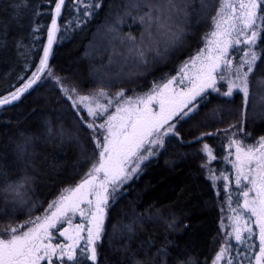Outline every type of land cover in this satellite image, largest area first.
Instances as JSON below:
<instances>
[{"label":"trees","instance_id":"1","mask_svg":"<svg viewBox=\"0 0 264 264\" xmlns=\"http://www.w3.org/2000/svg\"><path fill=\"white\" fill-rule=\"evenodd\" d=\"M218 1L180 0L187 15L182 11L179 22L173 14L168 23L179 39L175 36L157 54L155 48L148 51L140 20L148 9L140 0H65L48 62L51 76L43 75L20 100L0 108V228L43 214L97 160L92 133L63 97L57 79L82 94L146 91L173 77L199 48ZM56 2L0 0V98L37 70ZM86 7L90 14H84ZM151 30L154 41L160 40L157 29ZM141 49L147 62L138 54ZM259 49L246 108L240 96L202 99L194 113L177 121L179 136L168 137L123 187L107 210L97 264H210L222 244L223 218L239 201L221 133L236 128L235 139L249 147L264 137V39ZM206 132L216 135L197 140ZM203 143L216 156L210 166L215 186ZM20 182L24 187L17 194Z\"/></svg>","mask_w":264,"mask_h":264},{"label":"snow or ice","instance_id":"2","mask_svg":"<svg viewBox=\"0 0 264 264\" xmlns=\"http://www.w3.org/2000/svg\"><path fill=\"white\" fill-rule=\"evenodd\" d=\"M82 2L87 4V0ZM64 4L65 0H57L55 3L48 46L43 49L37 70L22 87L0 98V106L20 100L33 85L41 81L42 74L51 76L48 60L57 31L56 17L60 16ZM140 6L148 9L140 17L141 22L149 29L155 27L157 31L166 30L171 33L168 21L172 20L173 14L183 11L187 15L186 8L181 9L176 0H140ZM92 7H99V4ZM84 14H90L87 7ZM213 21L214 28L209 34L206 47L181 67V80L186 78L190 86L178 96L169 95L167 91L174 82L173 79L134 98L125 97L121 91L116 94L115 99H108L106 104L99 99L107 98V93L103 90H100L98 96H87L78 94L75 88H62L81 123L91 130L99 149L98 159L78 184L63 190L48 205L43 215L30 217L24 224L0 228V264H86V261L97 264L98 242L104 232L109 199L114 200L120 184L131 179L139 171L140 164L156 154L152 149L165 146V137L179 136L173 121L184 119L194 112L196 105L193 102L198 103L197 97L203 98L208 90L231 97L236 89L244 94L245 102L247 101L248 77L257 60L261 59L257 41L264 39V0H221L220 10ZM172 34L179 39V35ZM241 44L247 48L241 50L243 58L233 68L230 51ZM148 51H152L151 47ZM156 51L159 54L158 48ZM138 54L147 62L145 50L141 49ZM219 82L227 84L226 91L221 92L217 87ZM114 105L115 112H110L109 109ZM82 112H86L91 119H85ZM227 131L226 129L225 132ZM214 135L216 133H202L197 140L203 141L204 136ZM233 145L236 158L233 164L236 170L235 185L241 189L240 195L244 198L239 207L247 215L237 213L232 218L235 223L230 240L234 239L252 253L249 256L244 253L243 248L240 249L247 264H264V139L251 147L238 139H230L229 148ZM201 152L206 154L209 162L216 159L208 143L202 144ZM133 159L135 162L129 169L128 162ZM22 187L24 182L17 184L14 189L17 194ZM77 214L86 223L74 224L73 219ZM252 218H255L254 224L258 231L249 227V223L253 222ZM241 219L244 221L243 225L240 224ZM62 225L66 226L61 227ZM84 232L87 233L86 236L83 235ZM57 236L64 237L69 243H54ZM234 247L235 245L225 242L214 257L213 264H219L230 248ZM180 264L189 262L181 261ZM226 264H233V258L229 257Z\"/></svg>","mask_w":264,"mask_h":264},{"label":"rangeland","instance_id":"3","mask_svg":"<svg viewBox=\"0 0 264 264\" xmlns=\"http://www.w3.org/2000/svg\"><path fill=\"white\" fill-rule=\"evenodd\" d=\"M179 1V3H178V6L180 7H183V3H180V0H178ZM220 4H221V0H219L218 1V6H217V9H216V11H215V14L212 16V19H211V22H210V29H209V31L205 34V36L202 38V41H201V44H200V46H199V48L189 57V58H187L184 62H182L180 65H179V67H178V69H177V72H176V74L173 76V77H171V78H169V79H173V83L169 86V89L167 90L168 91V94L169 95H174V96H178V94L183 90V89H185L186 87H189L190 85H189V81L185 78V79H183V80H181V77H182V73H181V67L184 65V63L186 62V61H188L190 58H192V57H195L196 55H197V53L201 50V49H203V48H205L206 47V44H207V39L208 38H210V36H209V34H210V32L213 30V28H214V21H213V17L216 15V13L220 10ZM180 7V8H181ZM182 9V8H181ZM175 14V17L176 18H178V20H179V22H180V19L179 18H181L180 16H182V11H180V12H178V13H174ZM178 22V21H177ZM168 23H169V21H168ZM143 25H144V33L146 34V42H148V47H152V48H155V50L157 49V48H159V47H165V45H166V47H168L169 45H171V41L173 40V38L175 37V35H173L172 34V32L171 33H169V32H167L166 30H160V31H157V34H159L160 36L159 37H161V39L160 40H157L156 42L154 41V39H153V36H152V28L151 29H149V28H147V26H146V24H144L143 23ZM173 28H175V27H173ZM149 33H151V35H149ZM172 39V40H171ZM241 40H243V37H241ZM247 48V46L246 45H244V44H241V45H239L237 48H235V49H233V50H231L230 51V55H231V57H232V60H233V68H235L236 67V65L240 62V60L243 58L242 57V49H246ZM257 49H258V51H260V49H259V40L257 41ZM257 62H258V60H257ZM257 62H256V64H257ZM246 67L247 66H245V69L244 70H246ZM255 67H256V65H255ZM255 67H254V69H255ZM254 69H253V71H254ZM187 71V70H186ZM252 74V73H251ZM251 74L249 75V77H248V96H247V101L245 102V98H244V94L242 93V92H240L239 90H236V89H234V91H233V95L231 96V97H228V96H224V95H222V94H220V92H214V91H212V90H208L206 93H204V96H203V98L202 97H197V101H198V103L196 102V101H194L193 102V104H195L196 105V107H195V110L197 109V107H198V104H199V102L202 100V99H204V98H206V97H208V96H218V97H220V98H224V99H227V100H229V99H232V98H234L235 96H240L241 97V99H242V102H243V106H244V108H246V106H247V102H248V99H249V95H250V76H251ZM32 76V75H31ZM43 76V74L41 75V77ZM31 78V77H30ZM29 78V79H30ZM168 79V80H169ZM233 79H234V77H233ZM168 80H166V81H164V82H161V83H155V84H153L152 86H151V88H153V87H155V86H157V85H162V84H164V83H167L168 82ZM27 82V81H26ZM264 85V84H263ZM23 86V85H22ZM66 86H63V85H61L60 83H58V88H59V90L61 91V93H62V95H63V97L66 99V100H68L66 97H65V95H64V93H63V91H62V88H65ZM217 87L218 88H220L221 89V92H223V91H226V89H227V84L225 83V82H219L218 84H217ZM66 88H68V89H71V88H69V87H66ZM150 88V89H151ZM150 89H148V90H146V91H142V92H137V91H128V92H125V91H123L124 92V96L125 97H131V98H134V97H136V96H139V95H143V94H145V93H147V92H149L150 91ZM99 92H100V90L99 91H96V92H92V93H88V94H82V93H80V92H77L78 94H80V95H87V96H98V94H99ZM119 92H121V91H119ZM119 92H117V93H119ZM107 93V92H106ZM117 93H114V94H111V93H107V98H104V97H99V99L101 100V102L102 103H107L108 102V99H115V96H116V94ZM263 94V93H262ZM121 99H123V98H121ZM69 101V103L71 104V101L70 100H68ZM189 107H192V105H190ZM74 110V109H73ZM75 111V110H74ZM109 111L110 112H115V105L112 107V108H110L109 109ZM186 111H187V109H186ZM76 112V111H75ZM195 112V111H194ZM194 112H192V113H194ZM191 113V114H192ZM190 114V115H191ZM81 115L82 116H84L85 117V119H91L90 117H87V113L86 112H82L81 113ZM186 118V117H185ZM179 120H181V119H178V120H176V121H173L175 124L177 123V121H179ZM98 123L99 122H102V121H97ZM85 126V125H84ZM86 127V126H85ZM87 128V127H86ZM89 130V129H88ZM226 130V129H225ZM225 130L221 133L222 135H221V137L220 138H222V141H223V143L225 144V146H226V152L230 155V157H231V160H232V166H233V164L235 163V146L233 145L232 146V148L230 149L229 148V140L230 139H235V137H236V133H237V129L236 128H228L227 130V132H225ZM91 131V130H90ZM97 135L99 136L100 135V133L98 132L97 133ZM171 136V135H170ZM170 136H167V137H165L164 139H165V141H166V139L168 138V137H170ZM102 138V137H101ZM261 139H264V137H262V138H259V139H257L255 142H254V144H253V146H255V145H257V143L261 140ZM162 148H154V149H152V151L153 152H155L156 154L155 155H153V156H151V157H149V159L148 160H146V161H144L143 163H141L140 164V169H139V171L137 172V173H135L134 175H132V178L131 179H128L127 180V182H124V183H122V184H120V186H119V188H118V190L115 192V199L113 200V199H109V203H108V206L106 207V211H105V220H104V225H105V221H106V214H107V210H108V208H109V206L117 199V197L119 196V194L121 193V191H122V189H123V187L125 186V185H127L131 180H133L140 172H141V170H142V168H143V166L147 163V162H149V161H151L152 159H154L155 157H156V155L158 154V152L161 150ZM97 150H98V153H99V149L97 148ZM203 155H204V157H205V159H206V171H207V174H208V177H209V179H210V181H211V183L213 184V186H215V179H214V177L212 176V173H211V170H210V166H211V164L216 160V159H214V160H211L210 162H209V160H208V158H207V156H206V154H204L203 153ZM97 159H98V157H97ZM135 162V160L133 159V160H131V161H129L128 162V165H127V167L130 169L131 168V166H132V164ZM88 172V171H87ZM86 172V173H87ZM102 175V174H101ZM85 176V175H84ZM83 176V177H84ZM235 176H236V170H235V168L233 167V173H232V178H233V184H234V187H235V189L236 190H238L239 191V201H238V204H237V206L235 207V208H233V209H230L229 210V212L224 216V224H221V232H222V235H223V240H222V244H221V246H220V248L222 247V246H224V244H225V242H230L231 241V244L232 245H235V247L234 248H232V251L230 252H227L226 254H225V259H223V260H221L220 262H219V264H226V260L229 258V257H231V258H233V264H240V262L241 261H243V263H246L247 262V259L245 258V255L244 254H242L241 252H240V249L241 248H243V251H244V253H247L249 256L250 255H252V253L244 246V245H240V244H237L236 242H235V240L234 239H231L230 240V236L232 235V227H233V225H234V220L232 219L233 217H235L236 215H237V213H240L242 216L243 215H247L246 213H244L243 212V210H242V208L241 207H239V205H241L242 203H243V197L240 195V191H241V189L240 188H237L236 187V185H235ZM82 177V178H83ZM82 178L77 182V183H75L74 185H76V184H78L81 180H82ZM74 185H72V186H74ZM70 187V186H69ZM69 187H67V188H69ZM67 188H65V189H67ZM64 189V190H65ZM110 190H111V186H110ZM63 191V190H62ZM61 191V192H62ZM61 192L59 193V195L61 194ZM58 195V196H59ZM251 195V194H250ZM57 196V197H58ZM56 197V198H57ZM55 198V199H56ZM90 198H92V199H94V197H90ZM54 199V200H55ZM53 200V201H54ZM52 201V202H53ZM82 207H87L86 205H82ZM48 208V207H47ZM41 215H43V214H41ZM78 222H85L86 223V221H82V218L79 216V214H77L75 217H74V219H73V223L75 224V223H78ZM243 223H244V221H243V219H241L240 220V224L241 225H243ZM66 225H62L61 227H65ZM249 227H253V229L255 230V231H257L258 229H256L255 228V225H254V223L253 222H250L249 223ZM70 232H71V229H70ZM83 235H87V233L86 232H84L83 233ZM255 239V238H254ZM54 243H69V241H66L65 239H64V237H59V236H57V239L55 240V241H53ZM81 243H83V241H81ZM99 243V242H98ZM219 248V249H220ZM230 250H231V248H230ZM217 254V253H216ZM216 255H214V257H215ZM214 257H213V259H214ZM213 259L211 260V262H210V264H213Z\"/></svg>","mask_w":264,"mask_h":264},{"label":"water","instance_id":"4","mask_svg":"<svg viewBox=\"0 0 264 264\" xmlns=\"http://www.w3.org/2000/svg\"><path fill=\"white\" fill-rule=\"evenodd\" d=\"M62 9V8H61ZM55 16V10H54V13H53V16H52V18ZM56 19H57V24H58V19H59V17H56ZM50 28H51V25H50ZM50 30V29H49ZM57 32V31H56ZM56 32H55V36H54V38H53V43H52V47H51V51H52V48H53V45H54V42H55V37H56ZM49 33V32H48ZM48 46V36H47V41H46V45H45V48ZM50 55H51V53H50ZM43 56V55H42ZM49 58H50V56H49ZM48 62H49V60H48ZM14 102H16V101H14ZM13 102V103H14ZM12 104V103H11ZM8 105H10V104H5V105H2V106H0V108H2V107H5V106H8Z\"/></svg>","mask_w":264,"mask_h":264},{"label":"flooded vegetation","instance_id":"5","mask_svg":"<svg viewBox=\"0 0 264 264\" xmlns=\"http://www.w3.org/2000/svg\"><path fill=\"white\" fill-rule=\"evenodd\" d=\"M254 220H255V218H252V221H253V223H254ZM255 225V224H254ZM258 231V230H257ZM258 242V241H257Z\"/></svg>","mask_w":264,"mask_h":264}]
</instances>
